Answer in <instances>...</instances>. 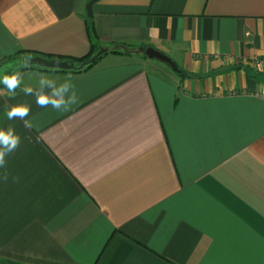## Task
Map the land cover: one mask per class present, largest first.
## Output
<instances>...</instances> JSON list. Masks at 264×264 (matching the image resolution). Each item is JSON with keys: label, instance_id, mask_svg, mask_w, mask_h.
<instances>
[{"label": "crops", "instance_id": "crops-1", "mask_svg": "<svg viewBox=\"0 0 264 264\" xmlns=\"http://www.w3.org/2000/svg\"><path fill=\"white\" fill-rule=\"evenodd\" d=\"M91 1L0 0V64L87 56ZM92 19L93 68L0 90V129L20 137L0 166V264H264V0H100ZM36 72L71 77L78 103L37 105Z\"/></svg>", "mask_w": 264, "mask_h": 264}, {"label": "clouds", "instance_id": "clouds-1", "mask_svg": "<svg viewBox=\"0 0 264 264\" xmlns=\"http://www.w3.org/2000/svg\"><path fill=\"white\" fill-rule=\"evenodd\" d=\"M27 60L21 62L20 67H26ZM35 77H38V89L35 91L36 104L45 107L51 105L54 110L67 111L69 106L78 103V96L74 90V85L71 82V77L66 78L62 83L57 85L56 80L49 78L48 75L36 72ZM22 73L16 71L11 75L0 74V85L7 88L12 95L16 94V89L22 83ZM45 88L51 89L50 93L45 92ZM22 91L27 94H33L32 87H25ZM29 107L24 105L13 106L10 109L5 108L4 115L7 119L12 120L15 117L24 118L28 115ZM26 126H30L26 121ZM20 143V137L15 133L14 129H0V166L5 164V157L14 151Z\"/></svg>", "mask_w": 264, "mask_h": 264}, {"label": "water", "instance_id": "water-1", "mask_svg": "<svg viewBox=\"0 0 264 264\" xmlns=\"http://www.w3.org/2000/svg\"><path fill=\"white\" fill-rule=\"evenodd\" d=\"M98 1L100 0H92L87 6V14L90 19L93 18V6ZM104 53H106V51H101L90 61H86L81 65H76V63H74L73 61H64L61 59L48 60L45 58L36 57V58L28 59L27 66L44 68V69H57V70H61L64 72H71V71L78 72V71L85 69L88 65L97 61L99 57H101ZM145 54L147 58L150 60H156V61L165 63L171 66L174 71L178 70L176 65L170 58H168L167 56L161 54L160 52L154 49L147 48Z\"/></svg>", "mask_w": 264, "mask_h": 264}, {"label": "rangeland", "instance_id": "rangeland-1", "mask_svg": "<svg viewBox=\"0 0 264 264\" xmlns=\"http://www.w3.org/2000/svg\"><path fill=\"white\" fill-rule=\"evenodd\" d=\"M142 50L143 49H141L139 46H133L130 44H121L119 46H116V49L113 50L112 52H116L118 54L129 55V56L133 55V56H136L139 58H145L146 57L145 51L144 50L142 51ZM96 54H97V52H96ZM29 59H31V58H29ZM54 59H60V58H54ZM24 60H25L24 58H14V59H10L6 62L1 63L0 64V74L11 75L12 73H14L16 71H20L23 75L26 71H29V70H40L37 67H31V66L30 67L26 66L23 68L20 67L21 62ZM26 60H28V59H26ZM48 60H51V59H48ZM83 63H81V64H83ZM19 87L17 89H19ZM1 89H7V88L4 87L3 85H0V90Z\"/></svg>", "mask_w": 264, "mask_h": 264}, {"label": "trees", "instance_id": "trees-1", "mask_svg": "<svg viewBox=\"0 0 264 264\" xmlns=\"http://www.w3.org/2000/svg\"><path fill=\"white\" fill-rule=\"evenodd\" d=\"M86 26H87L88 37H89L90 44H91L90 52L88 53V55L83 57V58H81V59H62V58H60L61 60L73 61L74 63H76V65H80L83 62L90 61L92 58H94L97 55L96 52H97V49L99 48V43H98V39H97V36H96L93 19H90L87 22ZM140 48L143 49L146 52V49H147L146 46H141ZM112 53L118 54L116 52H112ZM145 58L148 59L147 56ZM100 59H101V57H99V59L97 61H95L94 63L88 65L85 69H83L81 71H78V72L71 71V72H68V73H82V72H86V71L90 70L91 68H93L99 62ZM61 72H64V71H61Z\"/></svg>", "mask_w": 264, "mask_h": 264}]
</instances>
